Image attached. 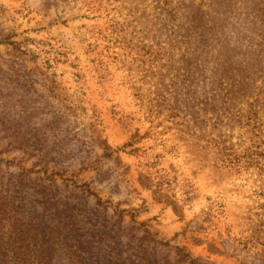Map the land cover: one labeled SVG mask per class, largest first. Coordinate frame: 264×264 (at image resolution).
Returning a JSON list of instances; mask_svg holds the SVG:
<instances>
[{"label":"rangeland","instance_id":"obj_1","mask_svg":"<svg viewBox=\"0 0 264 264\" xmlns=\"http://www.w3.org/2000/svg\"><path fill=\"white\" fill-rule=\"evenodd\" d=\"M22 167L171 257L264 264V0H0V174Z\"/></svg>","mask_w":264,"mask_h":264},{"label":"trees","instance_id":"obj_2","mask_svg":"<svg viewBox=\"0 0 264 264\" xmlns=\"http://www.w3.org/2000/svg\"><path fill=\"white\" fill-rule=\"evenodd\" d=\"M90 196L88 184L58 171L0 174V264H194L178 247L171 257L144 222L125 224Z\"/></svg>","mask_w":264,"mask_h":264}]
</instances>
